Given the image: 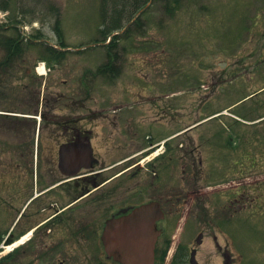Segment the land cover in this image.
<instances>
[{"label":"rangeland","instance_id":"obj_1","mask_svg":"<svg viewBox=\"0 0 264 264\" xmlns=\"http://www.w3.org/2000/svg\"><path fill=\"white\" fill-rule=\"evenodd\" d=\"M145 1L0 0V125L15 120L17 110L35 108L29 97L37 90L31 76L39 75L36 67L45 55L51 57L47 47H55L61 55L58 61H51L53 67L46 63L41 88L44 105L54 104L60 97L58 106L82 98L92 109L102 104L132 103L134 99H128V94L147 83V92L160 96L155 97V103H161L160 108L148 105L147 120L156 114L162 118L161 107L166 104L178 106L179 123L173 130L180 133L179 169L187 159L203 160L199 185L209 193L210 217L215 220L199 247V263L224 264L219 244L232 252L233 264H264V166L234 162L243 156L240 142L244 136L252 141L256 137L246 124L264 115V0ZM115 26L118 28L107 32L105 40L100 29ZM6 36L22 37L24 52L14 62L1 65L6 56L1 41ZM110 41L115 44L110 46ZM111 52L118 54L115 60ZM110 60L118 66L113 70L119 72L114 79L108 76L111 71L99 70ZM151 82L157 90L151 88ZM42 106L39 110L44 113H62L58 107L53 111ZM216 112L214 119L183 132ZM18 121L21 136L29 130V120ZM164 125L163 129L170 126ZM229 137L234 144L222 145ZM192 142L191 147L198 144L201 150L197 155L186 153ZM262 146L256 142L248 150L260 158ZM246 183L253 187L249 195L243 188ZM234 190L242 191L243 207L230 224V217L222 218V222L227 221L224 232L218 220ZM251 193L255 200H251ZM13 220L9 207H0V232L10 230ZM27 242L13 262L42 263ZM99 259L100 264H119L110 259L107 263L101 252L93 258L95 264Z\"/></svg>","mask_w":264,"mask_h":264},{"label":"flooded vegetation","instance_id":"obj_2","mask_svg":"<svg viewBox=\"0 0 264 264\" xmlns=\"http://www.w3.org/2000/svg\"><path fill=\"white\" fill-rule=\"evenodd\" d=\"M138 87L128 94L132 103L92 109L77 98L76 103L62 104V113H45L38 125L27 121L29 130L21 136L16 117L0 125V207H9L14 216L13 238L31 231L27 243L38 261L95 264L93 258L105 253L106 222L157 202L163 216L156 221L160 234L155 264L167 246L166 264H200L199 247L215 220L209 193L199 185L203 160L187 159L179 169L178 129L173 130L179 123L178 106L166 104L162 118L156 114L147 120L148 105L160 108L161 103H155L157 95L148 94L146 87ZM164 124L170 126L163 129ZM192 144L186 153L197 155L199 145ZM73 145L78 151L70 154ZM85 145L91 156L88 167L67 174L80 162H65L61 168V157L82 161ZM229 197L218 220L221 230L222 218L231 220L243 207L242 191L234 190ZM217 246L223 263L233 264L232 252Z\"/></svg>","mask_w":264,"mask_h":264},{"label":"water","instance_id":"obj_3","mask_svg":"<svg viewBox=\"0 0 264 264\" xmlns=\"http://www.w3.org/2000/svg\"><path fill=\"white\" fill-rule=\"evenodd\" d=\"M68 150L70 154L78 151L76 145ZM63 151L64 148L61 152ZM81 155L82 161L61 157L60 167L63 168L65 162L70 165L74 161L80 162L76 166L72 165L74 168L67 172L69 175L76 174L80 167H88L91 161L90 149L87 145ZM162 216L163 212L159 204L149 202L135 207L128 214L109 219L102 236L108 257L120 264H154L155 246L160 233L156 221Z\"/></svg>","mask_w":264,"mask_h":264},{"label":"trees","instance_id":"obj_4","mask_svg":"<svg viewBox=\"0 0 264 264\" xmlns=\"http://www.w3.org/2000/svg\"><path fill=\"white\" fill-rule=\"evenodd\" d=\"M147 1H145V2H147ZM56 28H57L60 36L62 37V32H61L60 26L57 25ZM116 28H118V27L115 26V28H112V29H104L102 31V33L105 34L104 37L107 36V34H106L107 32L110 33L112 30H114ZM3 40L4 41H1V42L4 44V47L6 48V56H5V59H3V61L1 62V65H8L11 62H14L17 58L19 59L22 56V54L24 52V46L22 43L23 42L22 38H20V37L6 36ZM114 44L115 43L110 42V46H112ZM47 50L51 53V56L53 59H55L56 61L59 60L58 57L61 54L58 50H56L55 48H52V47H49V48L47 47ZM110 55L112 57V60H115V57L118 56V54L116 52H113ZM44 60L50 61V59H48V58H44ZM112 60H110L107 63H105L104 65H102L99 70L100 71H113L114 69L118 68L115 65V62ZM52 64L53 63L50 62V65H52ZM115 72H118V71H115ZM31 78L33 80L32 85L37 88V90H33L29 93V97L32 98V101H33V104L35 105V108L32 110H27V111L22 110V113L36 114V112H38L39 104L41 103L40 102V95H41V88L43 85V80H42V77H40L37 74H33L31 76ZM245 97H247V96H245ZM57 100L58 99L54 100L55 106H57V104H56ZM263 116L264 115H261V116L256 117V118L258 119V118L263 117ZM29 118L32 119L34 117H29ZM252 120H255V118H253ZM246 126L253 128L250 133H252L256 137H255V140L252 141L246 135H245L246 137L244 136L243 140H241V142H240V150H241V148L243 149V156H241L242 158L240 159L239 162L237 160H234V162L236 164L240 163L244 166H246L247 162H249V166H255L256 164H258V166H264V159H263V156H264V119H262L258 122L251 123V124H246ZM256 142H260L263 145L260 148V151H261V153H259V154H261L260 158L257 157V154L255 152L248 150V147L254 146V144ZM245 175L246 174L244 173V176ZM263 183H264V181H263ZM245 185H246V189H245ZM245 185L243 186L244 191L247 190L248 194H246V195H249L251 188H253V187L249 183H246ZM263 192H264V190H263ZM253 197L254 196L251 193L250 194L251 200H255ZM2 239H3V236H2V234H0V242L2 241ZM11 240H12V238H9V241H11ZM18 250L19 249H17L13 253H10L7 257H4L2 260H0V264H15V262H13L12 259L15 258V254L18 252ZM166 251L167 250L165 248V250L163 252V256L165 255ZM162 259H163V257H162Z\"/></svg>","mask_w":264,"mask_h":264},{"label":"bare ground","instance_id":"obj_5","mask_svg":"<svg viewBox=\"0 0 264 264\" xmlns=\"http://www.w3.org/2000/svg\"><path fill=\"white\" fill-rule=\"evenodd\" d=\"M39 69H40V71H43V67L42 66ZM26 237H27V235L22 240L18 241L16 244L21 243Z\"/></svg>","mask_w":264,"mask_h":264}]
</instances>
